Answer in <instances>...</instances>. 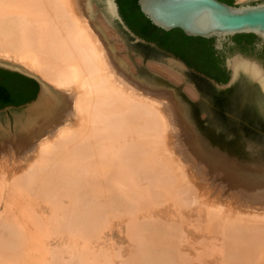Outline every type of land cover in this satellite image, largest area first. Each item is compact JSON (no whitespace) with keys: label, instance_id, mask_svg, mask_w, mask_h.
<instances>
[{"label":"bare ground","instance_id":"obj_1","mask_svg":"<svg viewBox=\"0 0 264 264\" xmlns=\"http://www.w3.org/2000/svg\"><path fill=\"white\" fill-rule=\"evenodd\" d=\"M92 2L0 0V63L43 86L0 114V264H264V81L212 87L101 0L114 42Z\"/></svg>","mask_w":264,"mask_h":264},{"label":"water","instance_id":"obj_2","mask_svg":"<svg viewBox=\"0 0 264 264\" xmlns=\"http://www.w3.org/2000/svg\"><path fill=\"white\" fill-rule=\"evenodd\" d=\"M120 26L150 52L166 60L212 87L225 89L232 85L238 69L250 66L264 81V0H248L230 4L222 0H138L141 12L157 27L165 31H181L193 36L198 44L202 38H213L216 51L223 55L230 79L219 83L190 67L185 60L150 42L140 34L131 17L137 13L132 2L110 0ZM235 2V0H234ZM123 12V13H122ZM138 15H140L138 13ZM141 21H145L140 17ZM249 37L257 47L236 46L237 38ZM198 38V39H197ZM43 94L41 81L33 74L0 63V110L21 108L36 102Z\"/></svg>","mask_w":264,"mask_h":264},{"label":"trees","instance_id":"obj_3","mask_svg":"<svg viewBox=\"0 0 264 264\" xmlns=\"http://www.w3.org/2000/svg\"><path fill=\"white\" fill-rule=\"evenodd\" d=\"M121 1V0H120ZM134 4L137 13L131 17L140 29L142 37L150 42H156L161 48L185 60L186 63L201 73L215 79L219 83H226L230 79V72L226 69L224 61L217 55L216 48L209 44L213 38H202L198 44L192 41L193 36H187L181 31L180 35H173L175 31H165L155 26L140 10L138 0H127ZM234 4V0H230ZM123 13V12H122ZM138 13L140 15H138ZM142 17L145 21H141ZM198 39V38H197ZM206 62V63H205Z\"/></svg>","mask_w":264,"mask_h":264},{"label":"rangeland","instance_id":"obj_4","mask_svg":"<svg viewBox=\"0 0 264 264\" xmlns=\"http://www.w3.org/2000/svg\"><path fill=\"white\" fill-rule=\"evenodd\" d=\"M246 1H248V0H246ZM244 2H245V1H244ZM93 3H94V4H93ZM239 3H242V2H240L239 0H235V2H234V4H239ZM92 4L94 5L93 7H95V5H96V7H95V10H96L95 13H96V14H94V15H95V16L97 15L96 17L101 18L100 22L102 23V21H103L102 24H103V25L105 24V27H106V29H107L106 31L108 32V35L111 36V34H112V35H116V36H117V33H115L114 31H112L113 29H110L111 27L109 28V26H108L109 29L107 28L108 23H107L106 20L103 18V12H102V10H100V9L103 7V5H102V3H101V0H100V2H98V3H97L96 0H93ZM97 9H98V10H97ZM85 17H86V16H85ZM89 23H91V22H89ZM111 32H112V33H111ZM113 32H114L115 34H114ZM110 36H109V37H110ZM110 38H113V40H115L114 42H117V43H118V41H119L118 36H117V39H116L115 36H111ZM117 43H116V44H117ZM145 50H146V49H145ZM147 50H148V49H147ZM137 57H139V56H136V59L139 60L140 58H137ZM140 60H141V59H140ZM146 62H147V59H146ZM149 62H150V61L148 60V63H149ZM32 105H33V104H31V105H29V106H24V107H21V108H14V109L0 110V114H2V113H6V112H10V111H20V110H23V109H25V108L31 107ZM196 114H197V115H196V118L199 119L201 122H203V118L200 117L201 113H200V112H197ZM176 119H177V118H176ZM206 123H207L206 121L203 122V124H206ZM177 126H178V125H177ZM178 130H179L180 133H181V132L183 133L182 128H181L180 126H179ZM178 130H176V131H174V132H178ZM180 130H181V131H180ZM178 141H180L181 143H183V141H181L180 138L178 139ZM176 145H177V144H176ZM178 145L180 146V144H178ZM178 145H177V146H178ZM227 190H228V189H227ZM229 191H230V190H228V192H229ZM225 192H226V191H225ZM228 192H226V193H228ZM226 193H225V194H226ZM228 194H230V195H228V196L225 195V198H226L227 200H228V198H229V199L231 198L232 201H230V202H233V201H234V197H235V196H233V195L235 194V192H234V191H230ZM231 195H232V196H231ZM225 198H224V199H225ZM227 200H226V201H227ZM224 201H225V200H223V202H224ZM226 201H225L224 203H227ZM228 203H229V200H228Z\"/></svg>","mask_w":264,"mask_h":264},{"label":"flooded vegetation","instance_id":"obj_5","mask_svg":"<svg viewBox=\"0 0 264 264\" xmlns=\"http://www.w3.org/2000/svg\"><path fill=\"white\" fill-rule=\"evenodd\" d=\"M222 1H225L227 3H230V0H222ZM232 45H236V46L242 45V46H246V47H257L256 42H252L251 43L250 40H249V37L237 38L234 41V44L233 43L230 44V47H232ZM216 54L219 55L220 59H223V55H221L219 52H217ZM225 66H226V64H225Z\"/></svg>","mask_w":264,"mask_h":264}]
</instances>
